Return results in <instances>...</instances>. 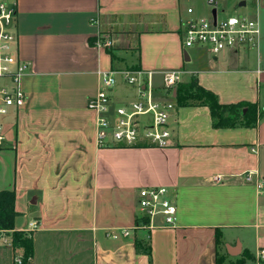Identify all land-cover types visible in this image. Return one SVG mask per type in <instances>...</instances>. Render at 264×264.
<instances>
[{"label":"crops","instance_id":"0c3cea01","mask_svg":"<svg viewBox=\"0 0 264 264\" xmlns=\"http://www.w3.org/2000/svg\"><path fill=\"white\" fill-rule=\"evenodd\" d=\"M0 1L18 10L19 50L30 66L27 102L8 118L16 146L0 148V190L16 193V228L32 234L33 263H254L264 250V193L242 174L257 170L264 181V115L254 127L218 128L207 105L177 104L170 146L99 147L88 98L99 70H151L158 90L165 72L180 70L181 82L196 75L221 103H258L264 112V1L259 47L218 55L183 46V21L211 17L208 0ZM239 1L219 4L233 12ZM112 95L119 104L138 91L119 77ZM160 186L176 201V225L158 215L137 228L139 190ZM0 264H15L4 231Z\"/></svg>","mask_w":264,"mask_h":264},{"label":"built area","instance_id":"2783aa9c","mask_svg":"<svg viewBox=\"0 0 264 264\" xmlns=\"http://www.w3.org/2000/svg\"><path fill=\"white\" fill-rule=\"evenodd\" d=\"M263 1L240 0L233 12H226L219 0H208L212 8L211 17L183 21L184 48L202 46L213 55L227 50L258 48L262 27L257 11ZM187 11L192 14L194 9L190 7ZM17 17L15 6L0 1V148L7 144L16 146V139L9 142L8 118L23 108L28 98L23 88V77L30 66L20 54ZM97 20L92 18L93 22ZM111 44L112 41L104 43L106 46ZM152 75L153 71L141 68L98 71L100 87L95 95L88 98V107L96 113V141L99 147L165 148L172 144L170 119L177 108L174 92L181 82L182 72H165L163 86L159 90L153 83ZM119 77L137 89L138 97L135 100L115 104L112 92ZM242 176L245 182L253 183L259 193H264V181L257 170H248ZM138 209L137 228L149 229L153 218L158 215L163 217L166 226L176 225L178 207L166 186L141 188ZM145 219L148 221L145 222ZM30 227L31 230L36 229L38 222H31ZM107 234L118 237L111 230ZM122 234L129 235L130 232L123 230ZM263 259L264 250H260L252 264H262ZM15 264H21L20 256H15Z\"/></svg>","mask_w":264,"mask_h":264},{"label":"trees","instance_id":"16d2710c","mask_svg":"<svg viewBox=\"0 0 264 264\" xmlns=\"http://www.w3.org/2000/svg\"><path fill=\"white\" fill-rule=\"evenodd\" d=\"M178 106L207 105L210 108L214 127H254L258 124L264 112L258 103L240 101L224 104L219 101L216 93L198 83L196 75H192L187 82H180L176 96ZM16 193L14 190H0V231L10 235L15 256L21 257V264H34V241L32 234L18 230L16 219ZM148 220L145 219V222ZM138 223V221H136ZM218 236V242H219ZM137 248L150 254V247L143 242L136 241ZM218 264H222L218 257Z\"/></svg>","mask_w":264,"mask_h":264},{"label":"water","instance_id":"95a60500","mask_svg":"<svg viewBox=\"0 0 264 264\" xmlns=\"http://www.w3.org/2000/svg\"><path fill=\"white\" fill-rule=\"evenodd\" d=\"M174 95L177 96V89H175Z\"/></svg>","mask_w":264,"mask_h":264}]
</instances>
